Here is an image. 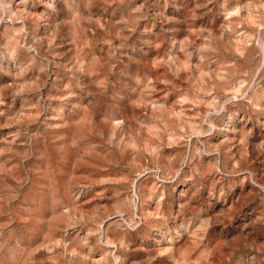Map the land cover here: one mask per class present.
Returning <instances> with one entry per match:
<instances>
[{"label": "rangeland", "instance_id": "obj_1", "mask_svg": "<svg viewBox=\"0 0 264 264\" xmlns=\"http://www.w3.org/2000/svg\"><path fill=\"white\" fill-rule=\"evenodd\" d=\"M0 264H264V0H0Z\"/></svg>", "mask_w": 264, "mask_h": 264}]
</instances>
